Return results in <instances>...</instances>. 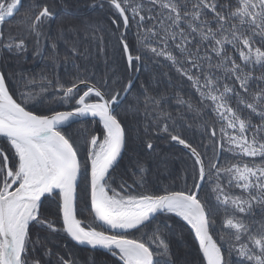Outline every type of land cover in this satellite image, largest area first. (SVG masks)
Returning a JSON list of instances; mask_svg holds the SVG:
<instances>
[{"label":"snow or ice","instance_id":"obj_1","mask_svg":"<svg viewBox=\"0 0 264 264\" xmlns=\"http://www.w3.org/2000/svg\"><path fill=\"white\" fill-rule=\"evenodd\" d=\"M22 6L0 0V264H77L53 250L61 233L106 250L115 264H176L172 242L182 233L173 214L190 226L200 264H264V0H93L91 8L110 13L109 25L94 17L69 27L71 55L62 58L47 31L54 2L30 0L20 30L5 31ZM64 37L61 24L57 39ZM29 44L43 62L39 80L9 70ZM93 57L104 58L102 75ZM117 57L135 72L149 62L167 66L174 76L162 75L170 85L178 79L180 91L157 98L155 73L124 83L109 67ZM69 62L75 72L62 82L60 65ZM129 120L138 132L143 124L148 150L153 136L187 150L192 170L182 190L137 192L146 181L139 159L118 175L134 139ZM197 126L203 151L177 130ZM45 201L54 213L43 211Z\"/></svg>","mask_w":264,"mask_h":264},{"label":"trees","instance_id":"obj_2","mask_svg":"<svg viewBox=\"0 0 264 264\" xmlns=\"http://www.w3.org/2000/svg\"><path fill=\"white\" fill-rule=\"evenodd\" d=\"M55 4L56 11L58 13L57 19L51 23L50 29H47L49 35L56 40L57 49L60 53L61 58L67 54L71 55L68 46L65 44L64 40H72V33L68 32L69 27L75 26L77 28L83 29L85 27L86 21L91 18L100 17L103 23L107 26L110 23L109 16L110 13L105 11H100L99 9H93L89 5L93 3V0H49V3ZM30 0H23V6L20 12L16 16L7 21L4 28L7 32L9 29L13 33L20 30L19 20L23 16L24 12L27 10ZM63 24L65 28L64 39H57V28L59 25ZM135 28H133L128 33V39L132 43H135ZM115 41L113 40L112 43ZM45 47V54L50 55L51 48L49 47L50 42H43ZM88 44V41L81 38L80 48H83ZM111 48V44L109 45ZM111 61V53H109ZM76 63L82 66L86 63L83 59L76 58ZM49 71L47 75L52 78L51 72V60L48 61ZM91 64L95 65V71L97 74L102 75L105 72V64L103 57H93L91 59ZM43 67V62L39 57L34 58L32 54V45L29 44V51L26 56L22 58H16L12 60V69L18 73L29 74L35 77L36 80L40 79V69ZM109 67H118L120 74L124 77V83L127 82V78H133L135 71L128 70L126 68L125 61L117 57L115 64L110 62ZM75 72V68L71 62L67 65L61 63L59 68V74L62 82L66 79L67 75ZM163 72H168L170 76H174V72L170 70L167 66L157 67L153 63H145L141 65L138 78L136 80L137 84L140 81H149V78L153 73L156 74V79L152 80L151 83L154 85L153 94L159 98V96L166 92H177L180 88L175 87L179 84L178 79L173 80V84L168 83V77L163 76ZM119 87V86H118ZM137 95V91L134 89L129 99H132ZM143 99V96H141ZM168 105L170 110L173 111L175 115V99L174 97H169ZM56 110H70L68 107H57ZM88 123L87 121L81 124H76L74 127H81L83 124ZM199 122H197V125ZM128 133L134 139L130 140V148L121 160V167L118 170V175L125 174L126 169L131 166V164L139 159V161L146 168V181L143 187H137L136 191H147L154 194H162L165 188L172 191H180L185 187V175L186 173H191L192 170V158H190L188 152L178 144L169 143L165 137L157 138L155 136L151 137L154 143V148L148 150L146 147V140L148 137L143 135V124H141V130L138 132L135 120L127 121ZM181 131L183 137L188 139L194 147H197L198 151H203L200 147V132L199 128L194 127L192 129L178 128ZM207 142V141H206ZM0 147L6 148V141L0 140ZM210 151V150H209ZM165 164L163 167L160 165ZM125 179L128 183H131V175H125ZM119 183V180L117 181ZM191 177L188 178V186H191ZM56 209L55 203L51 201H45L43 211L45 213H54ZM50 218L55 219L56 217L52 215ZM172 223L175 225V231L177 233H182V236H178L172 242V251L174 253V258L176 264H200L201 254L197 251V244L194 242V234L190 231V227L186 225V222L182 221L181 218L175 217L173 214ZM59 226V225H58ZM34 231H39L40 235H44V230L34 229ZM140 234L137 232L134 234L138 237ZM54 251L63 255L66 259L69 258L67 254H71L72 258L77 259V264H115V259L111 255H87L80 250H76L72 245L71 241L65 234H59L54 238ZM37 255H40L38 252Z\"/></svg>","mask_w":264,"mask_h":264},{"label":"water","instance_id":"obj_3","mask_svg":"<svg viewBox=\"0 0 264 264\" xmlns=\"http://www.w3.org/2000/svg\"><path fill=\"white\" fill-rule=\"evenodd\" d=\"M137 75H138V72H136L135 74H134V80L136 81V79L138 78L137 77ZM180 146V145H179ZM182 148H183V146H181ZM184 149V148H183ZM184 150H186V149H184ZM187 151V150H186ZM125 155V154H124ZM123 155V156H124ZM190 227V226H189ZM69 238V240H71V238L70 237H68ZM131 238H133V237H131ZM71 242H72V244L74 245V247L78 250H81L82 252H84V253H86V254H93V255H100V254H109V253H107L106 252V250H102V249H99V248H97L96 250H93V249H91V247L90 246H86V245H80V244H78V242H75V241H73V240H71ZM202 255V254H201Z\"/></svg>","mask_w":264,"mask_h":264},{"label":"rangeland","instance_id":"obj_4","mask_svg":"<svg viewBox=\"0 0 264 264\" xmlns=\"http://www.w3.org/2000/svg\"><path fill=\"white\" fill-rule=\"evenodd\" d=\"M164 165H165V164H162V163H161L160 167H163Z\"/></svg>","mask_w":264,"mask_h":264}]
</instances>
